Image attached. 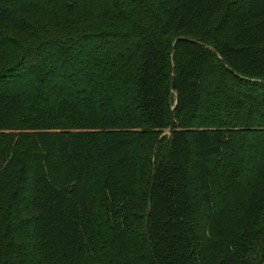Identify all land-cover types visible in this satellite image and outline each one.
I'll list each match as a JSON object with an SVG mask.
<instances>
[{
	"label": "trees",
	"instance_id": "1",
	"mask_svg": "<svg viewBox=\"0 0 264 264\" xmlns=\"http://www.w3.org/2000/svg\"><path fill=\"white\" fill-rule=\"evenodd\" d=\"M153 252L264 264V0H0V264Z\"/></svg>",
	"mask_w": 264,
	"mask_h": 264
},
{
	"label": "water",
	"instance_id": "2",
	"mask_svg": "<svg viewBox=\"0 0 264 264\" xmlns=\"http://www.w3.org/2000/svg\"><path fill=\"white\" fill-rule=\"evenodd\" d=\"M179 40H188V41H191L189 39H185V38H179L177 41ZM172 92L173 93H176V71L175 69L173 70V74H172ZM177 99H178V96H177ZM175 123H176V120H175V107L172 109V112H171V120H170V128L167 132V134L169 136L173 135L174 133V130H175ZM151 202V201H150ZM153 257L155 259V263L158 264L157 262V259H156V256H155V253L153 252Z\"/></svg>",
	"mask_w": 264,
	"mask_h": 264
}]
</instances>
